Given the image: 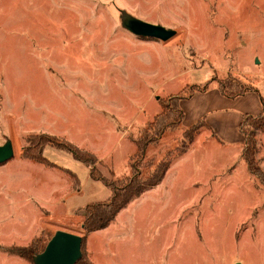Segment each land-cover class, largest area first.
Instances as JSON below:
<instances>
[{"label":"rangeland","instance_id":"rangeland-1","mask_svg":"<svg viewBox=\"0 0 264 264\" xmlns=\"http://www.w3.org/2000/svg\"><path fill=\"white\" fill-rule=\"evenodd\" d=\"M130 18L177 33L138 36ZM229 80L264 97V0H0V145L11 141L15 151L0 164V264H33L21 249L34 241L42 250L59 229L82 235L86 203L111 195L89 167L47 145V158L78 174L83 192L74 186V200L84 207H46L32 181L63 171L22 157L31 136L90 149L112 179L129 175L133 160L145 173L150 160L173 155L161 189L89 233L78 264H264V131L251 119L244 129L254 130V144L242 132L237 140L242 97L217 96ZM205 85L182 101V123L150 141L139 161L137 144L161 101ZM201 118L215 128L202 126L177 156Z\"/></svg>","mask_w":264,"mask_h":264},{"label":"trees","instance_id":"trees-1","mask_svg":"<svg viewBox=\"0 0 264 264\" xmlns=\"http://www.w3.org/2000/svg\"><path fill=\"white\" fill-rule=\"evenodd\" d=\"M207 87L208 85L202 87L193 86L190 89L182 88L178 93L173 94L169 100L163 99L161 101L162 111L159 112L154 117V119L148 123L143 131V142L140 140L137 144L138 151L136 152L135 156L139 161L143 159L144 151L146 150L150 141H153L155 137L160 136L165 129L177 127L182 123L185 113L180 104L181 100L192 96L195 91L204 90ZM219 88L221 92L228 97H237L255 89L252 86H246L242 84L238 80H229L226 84L219 86ZM262 102L264 106V98H262ZM251 119H254V121L250 123L254 130L264 131V108L263 112L258 115L243 114V118L240 123L241 132L245 136L247 134L249 144H254V130L249 131L244 129L246 122ZM202 126L210 127L209 123L206 122L205 119H199L197 122L186 128L184 133L185 139L183 141L184 148L177 154V156H181L187 152L191 143L194 142L196 136L199 134ZM28 142L29 145L25 151H23L22 157L38 163H43L49 167L62 168L70 173L71 176L78 182L76 173L66 168L60 167L44 155V148L47 145L56 146L62 150H66L67 152L71 153L75 159L83 162L90 168L91 177L95 180L102 181L111 190V195L107 199L90 202L86 205L85 214L82 221L83 244L89 233L109 226L116 218L118 213L132 200L139 197L145 191L161 183L173 161V155L171 152H168L167 156H169V158L164 157L157 162H155L153 159L150 160V162L147 164L148 166L146 167L147 170L145 173H143L144 171H140V169L135 166L136 160H133L131 162L132 171L129 175L123 178L112 179L105 176L97 168V165H99L101 161L94 152L83 149L64 137L40 136L37 138L31 136ZM34 246L35 242L33 241L31 246L28 247L30 248L29 250L28 248H23L19 252L21 256L31 259L33 264H35L33 255L44 250V248L42 250L39 249L38 246L35 250H32ZM80 261H82V257L76 264H78Z\"/></svg>","mask_w":264,"mask_h":264},{"label":"water","instance_id":"water-1","mask_svg":"<svg viewBox=\"0 0 264 264\" xmlns=\"http://www.w3.org/2000/svg\"><path fill=\"white\" fill-rule=\"evenodd\" d=\"M126 27L138 36L151 37L167 41L177 33L175 29L162 24L152 23L138 18H130ZM15 155L11 141L0 145V164ZM83 236L72 231L57 230L46 244L43 251L34 255L35 264H76L82 257Z\"/></svg>","mask_w":264,"mask_h":264},{"label":"crops","instance_id":"crops-1","mask_svg":"<svg viewBox=\"0 0 264 264\" xmlns=\"http://www.w3.org/2000/svg\"><path fill=\"white\" fill-rule=\"evenodd\" d=\"M209 87V86H208ZM207 87V88H208ZM206 88V89H207ZM206 89H204V90H202V91H205ZM219 90H220V88H219ZM260 92V91H259ZM259 92L258 91H256L255 89L254 90H252V91H248V92H246V93H244L243 95H239V96H237V97H242V104H243V106H245V110H243L242 111V115H240V117L238 118V120L236 121V123H233V128H234V131H235V133H237V135H238V138H237V140H239V142L241 141V140H243V134L241 133V131H240V123H241V121H242V118H243V114H250V115H258V114H260V113H262L263 112V108H264V106H263V102H262V98H264V97H260L259 95ZM223 93L221 92V90H220V94H217V96H218V98L220 99V100H224L225 98L223 97ZM224 96H226V95H224ZM191 97V96H190ZM190 97H188V98H190ZM226 97H228V96H226ZM255 99L254 100V102L257 104V105H259V102H258V100H257V98L258 97H260V101H261V103H262V109L261 108H259L258 107V109H257V113H255V114H251V112L252 111H250V110H248L251 106H252V99L253 98ZM188 98H186V99H188ZM229 98H236V97H229ZM183 100H185V99H183ZM183 100H181V103L180 104H182V101ZM220 111H222V110H220ZM250 112V113H249ZM254 113V112H253ZM185 117V116H184ZM201 119H205V118H201ZM106 119H104L103 121H105ZM199 120V119H198ZM197 120V121H198ZM206 120V119H205ZM196 121V122H197ZM211 121V120H210ZM208 121V120H206V122H208L209 123V126L211 127V128H213L214 127V124H213V121ZM225 121H227V120H225ZM193 123H195V122H193ZM192 123V124H193ZM191 124V125H192ZM190 126V125H189ZM188 126V127H189ZM231 126H232V124H231ZM231 126H230V128H231ZM215 128V127H214ZM214 131V130H213ZM242 135V136H241ZM68 139V138H67ZM69 140V139H68ZM72 142V141H71ZM74 142V141H73ZM75 143V142H74ZM77 144V143H76ZM78 145V144H77ZM79 147H81L80 145H78ZM83 148V147H82ZM90 150V149H89ZM93 152V151H92ZM24 158V157H23ZM99 158V160H103L104 159V157H98ZM25 160H30V159H26V158H24ZM75 159V158H74ZM77 160V159H76ZM30 161H32V162H34V163H38V162H35V161H33V160H30ZM79 161V160H78ZM79 162H81V161H79ZM81 163H83V162H81ZM38 164H42V165H44L45 167H48V168H50V169H55V170H60V171H63V173H57V172H55V174L54 175H56V177H54V175L53 176H50L49 178H48V180L46 179V180H44V178L42 179V178H38V179H33V181H32V185L34 186V190H35V192L37 193V194H39V196L41 197V199H43L44 200V205L46 206V207H48V208H53L52 206H56V205H61L62 207L61 208H64V204L65 205H67V204H70V207H66V208H68V210H70L71 212H73L74 211V209H75V207H76V209H80V208H82V207H84V205L83 204H80L77 200H74V198L76 197V196H79V195H77L78 194V192L77 193H75L76 191L74 190V186H78V184L81 186V192L80 193H82L83 192V186L81 185V182H80V178H79V176H78V174L75 172V171H73V170H71V169H68V168H66V169H68V170H70V171H72V172H74V173H76V175H77V179H78V182H77V180L76 179H74L72 176H71V174L70 173H68L67 171H65L64 169H62V168H58V167H49V166H47V165H45V164H43V163H38ZM84 164V163H83ZM174 165L175 164H172L171 166H170V168L168 169V171H167V173H166V175H165V177H164V179H163V181L161 182V183H159L157 186H155L156 188H159V189H161V187H162V183L164 182V180H166L167 179V177H168V175H169V173H170V171H171V168H173L174 167ZM88 167V166H87ZM68 174H67V173ZM90 173V172H89ZM68 175V176H67ZM91 176V175H90ZM70 177V178H69ZM92 178V177H91ZM93 179V178H92ZM93 180H95V179H93ZM72 181V182H71ZM95 181H99V182H102V181H100V180H95ZM103 183V182H102ZM105 185V184H104ZM21 189H24V187H22ZM153 189H154V187H153ZM151 191H152V189H151ZM86 204H88V202L86 203ZM43 205V206H44ZM21 222H26L25 221V216H24V214H22L21 213Z\"/></svg>","mask_w":264,"mask_h":264}]
</instances>
